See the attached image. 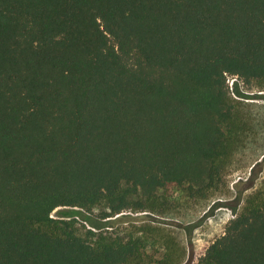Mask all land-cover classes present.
I'll list each match as a JSON object with an SVG mask.
<instances>
[{
	"label": "trees",
	"instance_id": "1",
	"mask_svg": "<svg viewBox=\"0 0 264 264\" xmlns=\"http://www.w3.org/2000/svg\"><path fill=\"white\" fill-rule=\"evenodd\" d=\"M229 75L264 86V0H0V264H181L128 212L220 180ZM199 264H264V195Z\"/></svg>",
	"mask_w": 264,
	"mask_h": 264
},
{
	"label": "rangeland",
	"instance_id": "2",
	"mask_svg": "<svg viewBox=\"0 0 264 264\" xmlns=\"http://www.w3.org/2000/svg\"><path fill=\"white\" fill-rule=\"evenodd\" d=\"M235 82L248 97L235 92ZM228 83L232 99L240 105L243 127L220 180L195 196L188 192L177 194V204L165 212H128L136 225L161 226L171 234L184 249L181 264H199L209 246L225 233L230 220L243 211L248 199L264 195V86L246 83L236 75H229ZM61 210L72 212L73 207ZM82 213L94 216L85 210ZM54 214L58 215L56 211ZM121 226L124 225L116 223V229Z\"/></svg>",
	"mask_w": 264,
	"mask_h": 264
}]
</instances>
